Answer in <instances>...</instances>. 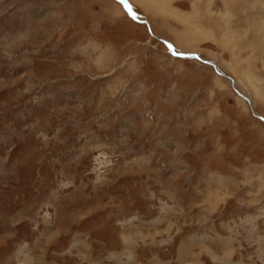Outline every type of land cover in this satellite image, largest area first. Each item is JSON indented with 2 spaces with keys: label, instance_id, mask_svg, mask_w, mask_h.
Returning <instances> with one entry per match:
<instances>
[{
  "label": "rangeland",
  "instance_id": "374dc122",
  "mask_svg": "<svg viewBox=\"0 0 264 264\" xmlns=\"http://www.w3.org/2000/svg\"><path fill=\"white\" fill-rule=\"evenodd\" d=\"M124 1L0 0V264H264V0Z\"/></svg>",
  "mask_w": 264,
  "mask_h": 264
},
{
  "label": "bare ground",
  "instance_id": "6f19581e",
  "mask_svg": "<svg viewBox=\"0 0 264 264\" xmlns=\"http://www.w3.org/2000/svg\"><path fill=\"white\" fill-rule=\"evenodd\" d=\"M123 2H124V4L128 7V8H130L129 7V5L124 1V0H122ZM153 1V3H158L159 1H161V2H163V0H144V3L146 4V5H149L150 4V2H152ZM157 8V7H156ZM161 9V8H160ZM180 45V44H179ZM243 99H245L246 100V98L245 97H243ZM250 101V103H251V106L253 107L254 106V102L253 101H251V100H249Z\"/></svg>",
  "mask_w": 264,
  "mask_h": 264
}]
</instances>
